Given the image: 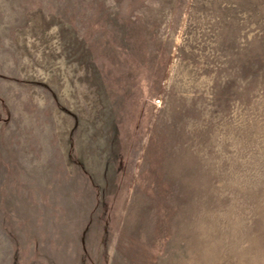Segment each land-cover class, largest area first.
Masks as SVG:
<instances>
[{
	"label": "rangeland",
	"instance_id": "rangeland-1",
	"mask_svg": "<svg viewBox=\"0 0 264 264\" xmlns=\"http://www.w3.org/2000/svg\"><path fill=\"white\" fill-rule=\"evenodd\" d=\"M0 264H264V0H0Z\"/></svg>",
	"mask_w": 264,
	"mask_h": 264
}]
</instances>
